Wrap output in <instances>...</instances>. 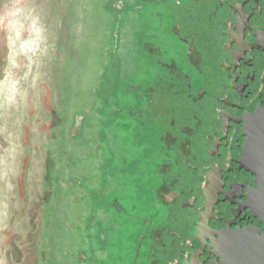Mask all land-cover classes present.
<instances>
[{"label":"rangeland","instance_id":"rangeland-1","mask_svg":"<svg viewBox=\"0 0 264 264\" xmlns=\"http://www.w3.org/2000/svg\"><path fill=\"white\" fill-rule=\"evenodd\" d=\"M34 3L45 32L26 13L0 21V97L19 80L27 101L0 109V261L141 264L140 234L165 216L155 191L172 150L143 122L144 89L158 86L143 82L140 62L156 81L168 77L161 63L182 65L183 45L140 31V0ZM149 23L148 33L162 32ZM163 99L171 118L186 105Z\"/></svg>","mask_w":264,"mask_h":264},{"label":"flooded vegetation","instance_id":"flooded-vegetation-1","mask_svg":"<svg viewBox=\"0 0 264 264\" xmlns=\"http://www.w3.org/2000/svg\"><path fill=\"white\" fill-rule=\"evenodd\" d=\"M140 9V31L183 45L182 65L161 63L168 77L156 81L140 62L143 82L158 86L144 89L143 122L172 150L158 165L155 191L165 216L140 234L141 264H225L221 234L242 235L244 244L264 237L251 207L257 178L241 164L246 122L264 112V0H140ZM151 19L162 32L148 33ZM148 40L154 55L158 43ZM165 96L186 104L174 118L165 114Z\"/></svg>","mask_w":264,"mask_h":264},{"label":"water","instance_id":"water-1","mask_svg":"<svg viewBox=\"0 0 264 264\" xmlns=\"http://www.w3.org/2000/svg\"><path fill=\"white\" fill-rule=\"evenodd\" d=\"M246 146L242 166L256 176L257 188L252 195L251 207L264 225V112L246 122ZM264 233V230H262ZM221 234L217 241L225 264H264V237L256 236L253 244L239 243L242 235ZM236 243V245H235ZM238 243V244H237Z\"/></svg>","mask_w":264,"mask_h":264},{"label":"clouds","instance_id":"clouds-1","mask_svg":"<svg viewBox=\"0 0 264 264\" xmlns=\"http://www.w3.org/2000/svg\"><path fill=\"white\" fill-rule=\"evenodd\" d=\"M39 9L38 5H35L34 0H9V3L5 5V10L0 12V21L6 20L10 15H19L26 13L25 18L33 20V26L38 27L43 32L46 31V28L43 23V15ZM35 63V62H34ZM7 73V69H5ZM32 70L28 73H25L22 79H27L31 74ZM35 83V78L33 79ZM20 81L17 80L12 84V94L6 97H0V109L5 111L10 110L16 107L18 104H22L26 107V94L20 96L18 99V86ZM3 134V130H0V135ZM0 264H3V261H0Z\"/></svg>","mask_w":264,"mask_h":264}]
</instances>
